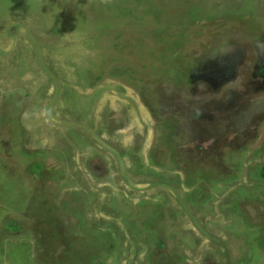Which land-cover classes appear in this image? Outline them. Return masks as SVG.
I'll return each instance as SVG.
<instances>
[{
	"label": "rangeland",
	"instance_id": "rangeland-1",
	"mask_svg": "<svg viewBox=\"0 0 264 264\" xmlns=\"http://www.w3.org/2000/svg\"><path fill=\"white\" fill-rule=\"evenodd\" d=\"M0 264H264V0H0Z\"/></svg>",
	"mask_w": 264,
	"mask_h": 264
}]
</instances>
